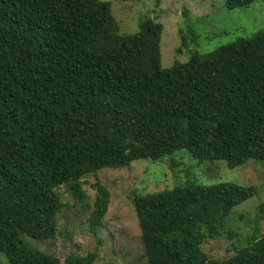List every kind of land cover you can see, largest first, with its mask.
<instances>
[{
  "label": "trees",
  "instance_id": "trees-1",
  "mask_svg": "<svg viewBox=\"0 0 264 264\" xmlns=\"http://www.w3.org/2000/svg\"><path fill=\"white\" fill-rule=\"evenodd\" d=\"M257 1L264 3L224 5ZM162 31L147 17L135 34H121L107 1L0 0V254L9 264L95 263V252L61 263L29 242L56 239L65 207L58 190L84 202L88 175L159 162L181 149L229 169L264 163V32L207 54L192 51L187 62L162 69ZM94 188L96 226L109 194ZM255 194L230 182L136 194L147 264H264L256 223L226 260L200 249Z\"/></svg>",
  "mask_w": 264,
  "mask_h": 264
},
{
  "label": "rangeland",
  "instance_id": "rangeland-1",
  "mask_svg": "<svg viewBox=\"0 0 264 264\" xmlns=\"http://www.w3.org/2000/svg\"><path fill=\"white\" fill-rule=\"evenodd\" d=\"M100 1L111 4L121 34H135L140 20L147 17L162 24L159 42L162 69L170 68L175 62H187L192 51L207 54L237 39L264 32V3L260 1L234 10L225 8V0ZM189 30L194 33L195 41ZM182 35L186 37L184 47L180 43ZM185 182L199 186L230 182L256 189L252 198L232 209L220 228V236L201 245V251L209 258L232 257L245 246L244 241L252 235L255 223L259 236L264 234V163L248 160L229 169L224 161L199 162L181 149L159 162L139 160L126 168L104 169L84 177L81 187L86 199L81 203L61 187L58 192L65 207L58 215L56 239L46 243L29 242L56 256L61 263L69 255L95 252L94 264H147L133 198L136 194L155 193ZM96 183L107 190L109 204L100 224L93 226L90 215L97 196ZM0 264H9L2 254Z\"/></svg>",
  "mask_w": 264,
  "mask_h": 264
}]
</instances>
